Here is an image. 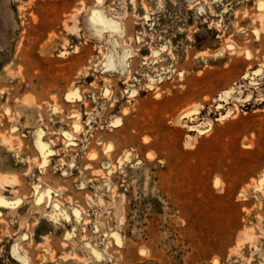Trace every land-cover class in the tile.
<instances>
[{
    "label": "rangeland",
    "instance_id": "1",
    "mask_svg": "<svg viewBox=\"0 0 264 264\" xmlns=\"http://www.w3.org/2000/svg\"><path fill=\"white\" fill-rule=\"evenodd\" d=\"M132 1L0 0V264H264V9Z\"/></svg>",
    "mask_w": 264,
    "mask_h": 264
},
{
    "label": "bare ground",
    "instance_id": "2",
    "mask_svg": "<svg viewBox=\"0 0 264 264\" xmlns=\"http://www.w3.org/2000/svg\"><path fill=\"white\" fill-rule=\"evenodd\" d=\"M131 1V3H133V1L132 0H130ZM159 1V0H158ZM198 2V1H197ZM257 4L259 5V8H260V5L262 4V0H257ZM141 5H143V4H141ZM132 6H133V9H136V6L134 5V3L132 4ZM191 6V5H190ZM142 8H144V10H143V13H144V18L145 19H147L148 17H149V11L144 7V5L142 6ZM190 8V7H189ZM260 9H262V8H260ZM151 12V11H150ZM126 13V12H125ZM125 13H123V14H121V16L122 15H125ZM152 13V12H151ZM77 14V13H76ZM75 14V15H76ZM93 16V15H92ZM96 16H97V14H96ZM95 16V17H96ZM74 17V16H73ZM124 18V17H123ZM137 18L139 19H141L142 17H139V16H137ZM92 19H93V17H92ZM102 19V18H101ZM75 20H76V16L74 17V18H72V22H73V26H72V28L70 27V26H68L69 27V30L70 31H73L74 30V24H75ZM97 22H96V21ZM100 21V19H99V17H96L94 20H93V22L94 23H98L99 21ZM146 21H144V23H145ZM103 23V22H102ZM72 24V23H71ZM114 25V24H113ZM262 26V25H261ZM106 27H108V26H106ZM115 29V28H114ZM261 29V28H260ZM259 29V30H260ZM263 29V28H262ZM76 30V29H75ZM117 30V29H116ZM264 30V29H263ZM257 30H255V32H256ZM261 31V30H260ZM109 32H111V30H109ZM108 32V33H109ZM111 33H114V32H111ZM264 33V32H263ZM110 35V34H109ZM256 35V34H255ZM226 43H224L225 45L223 46V49L224 50H226V51H228L229 53H234L235 52V54L237 53V52H239L238 51V48H237V46H236V44L231 40V39H229V40H226L225 41ZM123 44V43H122ZM162 47L163 46H161V49H162ZM132 50V49H131ZM150 50V53H151V57H155L157 54H159V50H154V49H149ZM244 51V50H243ZM225 52V51H224ZM241 52V51H240ZM206 53V52H205ZM218 54V53H217ZM240 54V53H239ZM249 54V53H248ZM207 55V54H206ZM128 76V75H127ZM70 90V89H69ZM72 90V89H71ZM70 96H71V98H74V97H76L77 96V93H76V90L75 91H71V93H70ZM261 96V95H260ZM70 98V97H69ZM262 99V98H261ZM25 100V99H24ZM79 100V99H78ZM32 101V100H31ZM30 100H28V99H26L24 102H25V105L27 104V106L28 105H30L32 102H31ZM80 101V100H79ZM260 101H263V100H260ZM16 115V114H15ZM16 116H18V115H16ZM92 118V117H91ZM180 118V117H179ZM179 120V119H178ZM117 123V122H116ZM119 123V122H118ZM176 124V123H175ZM209 124V123H208ZM75 125V128L77 129V130H79V129H81L80 128V126L77 124V122H76V124H74ZM112 125V124H111ZM42 134L43 133H41V132H39V133H37V136H36V147L38 148V150H39V152H40V154L42 155V158H43V165L45 166V164H47L48 163V161H49V159H48V157H49V154H50V149H49V144L48 143H46V142H43L42 140H41V136H42ZM61 134V133H60ZM64 134H66V133H64ZM12 138V137H11ZM10 137H5V136H1V143H2V145H6V146H8V149L7 150H9V149H12V148H14V150H16V148H15V146L13 147L12 145L13 144H15V143H18V140L16 139V137H15V139H11ZM70 139V136L68 137V140ZM72 140V139H71ZM190 141V140H189ZM0 143V144H1ZM19 145V144H18ZM188 145H189V143H188ZM17 146V145H16ZM65 146V145H64ZM106 150H108V149H110L108 146L106 147H104ZM13 150V149H12ZM36 150V149H35ZM11 151V150H10ZM33 162H34V159L32 160ZM121 161V160H120ZM33 164V163H32ZM114 168L113 167H111V171L113 170ZM109 172V171H108ZM262 180H264V177H263V179ZM40 184H36V186H35V191H34V196H35V198H36V200H38L37 202H39V201H42V200H44V199H46V200H48V197H49V193L51 192L50 190L51 189H49V188H45V189H43V190H41V186H39ZM16 186H18V181H17V179L15 178V177H9V175L7 176V175H0V207L1 206H3V207H5V208H7V210L8 211H10V213H13L14 214V212H15V210H16V208H17V206L20 204V199L17 197V196H13L11 199H8V198H6L3 194H2V190H5V188H9V189H11V190H14V188L16 187ZM220 186V185H219ZM262 186V185H261ZM217 187V186H216ZM13 192H15V191H13ZM33 196V197H34ZM32 197V198H33ZM54 197V196H53ZM51 203H52V206L53 207H56V208H59V206L57 205V201L54 199L53 200V198H52V201H50ZM40 203V202H39ZM113 208H115V217H116V222H117V224H120L121 222H122V215H121V208H120V205H119V202L117 203L116 201L114 202V207ZM64 210H62V212H63ZM67 212V211H66ZM66 212H65V214H66ZM63 214V213H62ZM71 215V214H70ZM74 215H75V219L76 220H74V221H76L77 222V224H76V227L78 226V225H80V223L82 224V223H84V220H83V217H82V212H81V210L80 209H76L75 211H74ZM67 217V216H66ZM74 217V216H73ZM103 220V219H102ZM71 221V220H70ZM21 224V223H20ZM84 225V224H83ZM260 229V231H262V233L264 232L263 231V229L261 228V227H259ZM72 229V228H71ZM114 231V230H113ZM109 231V232H105V234L104 235H112V236H114V238L116 239V242L118 243L119 242V237H118V234H117V232L116 231ZM246 231V230H245ZM73 232V231H72ZM71 236V235H70ZM240 236V235H239ZM243 238H242V240L240 241V242H243V241H248V242H250V243H254V241L256 242V240H255V235H254V233H253V231H251V230H248V231H246V232H244V234L243 235H241ZM240 236V237H241ZM238 237V236H237ZM71 238V237H70ZM69 238V239H70ZM84 239V238H83ZM83 239H81V242H78V244H76L74 241V243L78 246V247H81V249H85L88 253H89V256H91V258L93 259V258H95V257H98V255H104L105 257L106 256H108V254H107V252H106V250H98V249H96L94 246H92V245H90V243H82V241H85V240H83ZM77 240V239H76ZM72 241V240H71ZM70 243V242H69ZM254 244H256V243H254ZM74 245V244H73ZM238 246V245H237ZM76 247V246H75ZM255 247V246H254ZM77 248V247H76ZM239 248V247H238ZM255 249H257V248H255ZM254 249V251H257V250H255ZM234 251V250H233ZM258 251H260V250H258ZM235 254V253H234ZM260 254V253H259ZM64 257V256H63ZM107 259V258H106ZM244 259V258H243ZM86 262V261H85Z\"/></svg>",
    "mask_w": 264,
    "mask_h": 264
},
{
    "label": "snow or ice",
    "instance_id": "3",
    "mask_svg": "<svg viewBox=\"0 0 264 264\" xmlns=\"http://www.w3.org/2000/svg\"><path fill=\"white\" fill-rule=\"evenodd\" d=\"M260 7L264 9V4H261ZM261 183L264 184V180H262Z\"/></svg>",
    "mask_w": 264,
    "mask_h": 264
}]
</instances>
